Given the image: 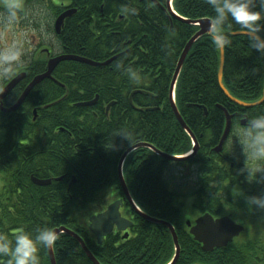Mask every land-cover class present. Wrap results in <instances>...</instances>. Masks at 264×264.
<instances>
[{
    "label": "trees",
    "instance_id": "trees-1",
    "mask_svg": "<svg viewBox=\"0 0 264 264\" xmlns=\"http://www.w3.org/2000/svg\"><path fill=\"white\" fill-rule=\"evenodd\" d=\"M21 1L29 3L31 0L13 2L20 4ZM87 1L101 3L102 0ZM166 1L114 0L113 18L118 20L114 31L117 33L102 35L101 40L99 38L101 50H91L88 57L103 61L110 58L112 49L125 48L127 53L101 66L63 60L52 73L54 79H44L30 91L24 105L27 110L0 116V234L12 239V234L21 229L34 234L42 227L64 226L83 239L100 264H165L169 261L173 241L162 223L149 222L135 214L128 237L110 233L102 243H97L85 219L82 220L83 214L104 208L113 197L123 196L117 169L129 146L147 142L175 155L190 149L191 138L172 113L168 91L180 54L198 27L172 16ZM102 2L105 4L104 0ZM128 5L132 9L127 8ZM172 6L185 19H212L214 15L207 0H173ZM124 9L134 10L135 14L122 11ZM23 11L17 9V14ZM93 12L97 10L94 8ZM90 17L91 14H84V22H93ZM222 31L231 41L224 49L225 87L242 101L259 99L263 90L264 54L255 52L243 34L233 35L240 31L235 25H225ZM85 32L83 36L88 38L90 31ZM28 52L23 56L24 62L14 66V74L16 67L26 65L33 66L29 67L27 78L44 70V61L32 58ZM219 62L220 51L214 47L210 35L205 34L189 49L177 80L178 110L202 146L211 131L216 134L213 141L220 137L224 110L230 114L246 113L250 119L264 115V102L243 107L226 97L217 80ZM9 79L1 77V85ZM136 89L142 92L133 93ZM19 90L18 86L6 99L12 96L14 100ZM97 95L95 104L77 105ZM13 100L7 101V105ZM33 108L36 116L32 115ZM208 118L211 119L209 125ZM236 135L242 138V143L237 146L239 153L232 151L235 162L240 157L242 160L250 157L253 164L244 166L239 162L242 173H238L239 164L237 173L226 166L222 169L225 179L219 188L203 185L204 165L215 167L206 161L203 148L196 157L194 153L185 160L173 161L142 146L132 150L124 162L125 182L137 205L146 214L174 226L182 246L176 264H188L187 258L193 261L211 258L216 253L219 259L214 258L212 264H264V231L256 230L255 238L243 236L236 243L237 247L206 253L198 246H189L193 243L192 236L183 229L181 208L187 194L184 190L187 181L181 179L185 176L200 177V183L188 194L192 197L191 205L202 212L218 213L238 194L258 195L264 191V174L257 173L263 182L251 183L244 172L264 169V160L251 158L250 138L244 130L237 131ZM187 163L197 167L196 172L187 170L184 167ZM167 173L179 181L172 184L159 179ZM32 177L50 179V183L37 185ZM58 236L53 246L56 264H93L75 238L67 233ZM38 254L40 264H50L47 248L40 249ZM0 264H6L5 259L0 258Z\"/></svg>",
    "mask_w": 264,
    "mask_h": 264
},
{
    "label": "flooded vegetation",
    "instance_id": "flooded-vegetation-1",
    "mask_svg": "<svg viewBox=\"0 0 264 264\" xmlns=\"http://www.w3.org/2000/svg\"><path fill=\"white\" fill-rule=\"evenodd\" d=\"M6 1L9 2L8 0H6ZM13 1L16 2V0H13ZM102 1H101V3H99V1L95 2V1H87V0H43V1L31 0L30 7H29L31 17H30L29 27H28L30 30L29 52H31L30 54L32 55V58L33 57H37V58L42 57L41 58L42 63L44 61L45 68L43 71L35 72L32 76H30V78H27L29 75V67H33V66L26 65V66H22L19 68L16 67L15 74L12 75L10 77V79L4 85H1V77H0V91H1L2 88L15 75H17L18 73H25L26 74L25 77L20 82H18L16 84V86L14 87V89L17 88L18 86L20 87L19 94L15 97V99L13 100L12 96L9 97L10 100L6 99L7 96H9L13 92L14 89L5 98L2 99V106L0 105V116L2 114H8L3 109L4 108L6 109V108L12 106L14 103H16V101L19 99L20 95L22 94L24 89L27 87L29 82L36 75L43 73L47 69V63H48V60L50 58H54V57H58V56H62V55H74V56H79V57L89 59L88 55L90 54L91 50L95 51V52H98L101 50V48L99 47V42L102 38V35H104L106 32H110L113 35H114V33H117L116 31H114V23L118 21V20H114V18H113L114 0H104L105 4H103ZM126 3H129V2H126ZM12 4H14V3H12ZM16 4H18V3H16ZM5 5L6 4H4V5L0 4V10H1L0 14L3 12L4 16H6L5 12H7V10L9 12L8 6L4 7ZM7 5H10V3H7ZM126 7L132 9L130 5H128ZM94 8L97 10L99 15L97 14V12H93ZM43 9H46V10H43ZM105 9L107 11L106 16H104ZM66 12H69V13L71 12V14L63 19L61 25L57 29L55 26L57 19L62 14L66 13ZM84 14H91L90 19L92 18L91 20L93 22H91V21L88 22L87 20H85V22H84V19H83ZM17 15L18 14H17V10H16V16ZM44 15H47V19L45 18ZM97 21H100L101 23L96 24ZM119 21H122V18H119ZM84 24L86 25V27H83ZM86 30L90 31L88 34V38H84V36L86 35L85 34ZM83 33L85 34L84 36H83ZM99 38H100V40H99ZM127 51L128 50L125 48L123 50H118V51L115 49H112L113 53H110V56H109L110 58H108L107 60H109V62H110L112 59L124 55L125 53H127ZM90 60L98 62V63H102V62L107 61V60L96 61L94 59H90ZM31 62L32 61L30 60V64H31ZM136 90H140V89H136ZM13 93H15V92H13ZM11 100H13L11 102V104L7 105L6 102L11 101ZM89 101H91V100H89ZM168 102H169V92H168ZM24 105H25V100L23 101V103L17 109L16 112L18 113V111L20 109L22 111L27 110L28 107L25 109ZM36 113H37L36 109L33 108L32 109V115L36 116ZM204 115H206V112H204ZM209 119L210 118H208V120L206 121V122L209 121L208 125L211 122V119L210 120ZM252 119H254V118H252ZM252 119H250L248 116H246V113H242V112L231 114V126H232L231 130H230L231 132H229L225 142L222 144L221 148L218 151L215 149L219 145L222 133H220V137L215 142L213 140L215 139L216 134H214L209 129L211 131V135L207 139L208 141L206 142V144L204 143L202 146L198 142L197 137L192 132V134L194 135V137L197 141V149L195 152V154H196L195 157L199 153V150L201 148H203L204 157L206 158V161L212 162V164L215 166L214 169H211L208 167V164L206 166L204 165V174L205 175L202 178L203 183H204L203 185L210 186V188H219V185L225 179V176L223 175L222 169H224L226 166H228V168L231 169L232 171L235 170V172L237 173L238 164H239L240 167H239L238 173H242V167H241L240 163H242L244 166H248L246 163H249L250 165L253 164V162L250 161L251 160L250 157H245V158H243V160L240 157L239 160L237 162H235L236 160L234 159L233 154H232L233 150H236V152L239 153V151H237V146L242 143V138L240 136L236 135L237 131L244 130L247 133L250 121ZM223 124L225 125V117L223 119ZM223 128H224V126H223ZM222 131H223V129L221 130V132ZM139 143H143V142H137V143L129 146L126 150H128L132 146L138 145ZM231 144H233L232 147H231ZM193 145H194V142H193V139L191 138L190 149L193 147ZM159 150L164 152V153H167V154H172L171 152H169L167 150H162V149H159ZM129 154H130V152L128 153V155ZM129 157H130V155L126 158L128 159ZM162 158H164V157H162ZM127 159H125V160L127 161ZM125 160H124V162H126ZM189 165H190V163H187L184 165V167H186L187 170H190V171L193 170L194 172H196L195 168H197V167H195V166L192 167V165H190V166ZM189 167L191 169H188ZM169 175L170 174L167 173L164 175V177H160L159 179L167 181V182L172 183V184H174V183L176 184L179 181V178L171 177ZM184 180L187 181V183H186L187 187L184 189V190H186L187 194H186V197L184 198L185 199L184 205L181 208L182 209V223L184 224L183 229L185 231H188V233L190 234V229H191V227H194L196 225V220L205 214L212 216L213 219L228 217L234 223L242 226L243 231L240 233V235L238 237H235L232 241L227 243L226 246L214 247L212 249V251H214L215 249H217V250L218 249L219 250L226 249L227 250L229 248L237 247L238 245L236 243H239L238 242L239 239L243 238L244 234L247 231L248 232L251 231V227H249V225L246 224L245 221L241 220L238 217H235V215L232 212H226L227 207L230 208V207L235 206L236 200H237L239 194L237 197L236 196L234 197V200L232 203L226 205L224 207V209L222 211H219L218 213H211L207 210L202 212L198 208L193 207L191 205L192 197L190 194H188V192H191L195 188V185L200 183V177H197L195 175H191L188 177L185 176L184 179H181V181H184ZM134 181H137V179L135 178ZM261 181L263 182V179H261ZM251 183H253V182H251ZM0 187H1V175H0ZM234 190H237V189H234ZM257 190L258 189H256V191ZM130 195H131V193H130ZM240 195L244 196V195H251V194L247 193V194H240ZM118 198L122 199L121 196ZM123 199H124V201L127 200V198L124 195H123ZM126 205H128V203H126ZM121 212H122L123 217L133 221V217H134L135 213L132 212L128 206H125L124 211H121ZM185 217H188V219H185ZM187 222H189V224ZM114 233L115 234L119 233V234L124 235V232H118L117 229H115L113 231V234ZM127 233L129 236L130 229L127 230ZM190 236H192L193 243H189L190 244L189 246H191V247H197L198 246L199 249H202L204 246L203 243H199L198 241H196L194 239L193 235L190 234ZM235 245H237V246H235ZM179 246L181 249L182 246L180 244H179ZM212 251H209V252H212ZM218 255L219 254L216 253L214 257L206 258L203 260L197 259V261H193V258H189V259L187 258V263L188 264H198V263L212 264L211 261L214 258H218Z\"/></svg>",
    "mask_w": 264,
    "mask_h": 264
},
{
    "label": "water",
    "instance_id": "water-1",
    "mask_svg": "<svg viewBox=\"0 0 264 264\" xmlns=\"http://www.w3.org/2000/svg\"><path fill=\"white\" fill-rule=\"evenodd\" d=\"M171 2H172V0H167L166 6L169 9V12L171 13L172 16L177 17V18L187 22L188 24L196 25L198 27V30L187 41L185 47L183 48V50L181 52V55L177 61V64H176V67H175V70H174V73L172 75V79L170 82V86H169V102H170L171 109H172L177 121L181 125V127L193 139L194 146L192 147V153L188 156L170 155V154H167V153H164V152L158 150L152 144H149L147 142L139 143L136 146H132L131 148H129L128 150H126L122 154V156L119 160V164H118L117 178H118L120 187H121L125 197L128 200L130 208L136 214L143 217L147 221L162 223V224H165L167 226V228L169 229V231L171 233V236L173 238V242L175 245V255L169 264H175V262L177 261V259L179 257L180 248H179L177 236H176V233H175L173 226L168 222H164L162 220H158L156 218H153V217L146 215L144 212H142L138 208V206L134 203V201L132 200V198L129 194L128 188H127L125 180H124L123 169H122L123 168V162H124V159L127 156V154L137 147H142V146L148 147V148L152 149L159 156L164 157L166 159L173 160V161L185 160L189 156L194 155V153L196 152V149H197V141H196L194 135L192 134V132L190 131V129L188 128V126L186 125V123L183 121V119L180 115V112L177 108V105L175 103L174 88H175V84H176L177 78L179 76V73L181 71L184 59H185L189 49L191 48V46L193 45V43L196 40H198L200 37H202L205 34H209V29L211 27V19H209V18H201V19H196V20L185 19V18L179 16L178 14H176V12L172 9ZM70 14H71V12L70 13L66 12V13L62 14L57 19V21L55 23V26L57 29L61 25L63 19L65 17L69 16ZM232 34L233 35H239L242 33L240 31H238V32H233ZM63 60H75V61H80V62L90 64L93 66L105 65L109 62V60H107L105 62L98 63V62L92 61L90 59L79 57V56H74V55H62V56L50 58L48 60V63H47L46 71H44L41 74L36 75L29 82V84L24 89V91L22 92V94L20 95V97L16 101V103L9 108H6V109L4 108L3 110L5 112H8V113L15 111L22 104V102L27 97L29 92L37 84H39L44 79H48V78L52 79L51 74H52L54 68L58 65V63L60 61H63ZM223 64H224V50H220V63H219V69H218V83H219L220 88L223 90L224 94L231 101H233L234 103H237L241 106H245V107H252V106L258 105L264 101V88H263L262 97L253 103H246V102L240 101V100L236 99L235 97H233L228 92V90L225 88L223 81H222ZM25 75H26L25 73H19L7 85H5L3 87V89L0 91V105L1 106H2V99L5 98L11 92V90L16 86V84L18 82H20L25 77ZM135 92H142V91H134L133 93H135ZM97 99H98V96H96L95 99H93L91 101L81 102V103H78L77 105L78 106L93 105L96 103ZM111 104H113V103H111ZM111 104H109L107 106V109ZM204 111H205V109H204ZM224 113L226 115V122H225V127L223 130V134L221 136L219 145L215 149L217 151L221 148L222 144L224 143L225 139L227 138L229 130H230V126H231V115L226 110H224ZM32 180L37 185H46V184L50 183V179L40 180V179L32 178ZM121 206H123V200L122 199L115 200L112 203H110L103 212L98 213L96 215H92L89 217L90 224H89L88 228L97 237L98 243H101L103 237L108 235L109 233H111L113 231L114 227L117 230L123 231V230H126L128 227L132 226V222L130 220L124 218L121 215V213H120V207ZM187 223L189 224V222H187ZM242 229H243L242 226L235 224L228 217L213 219L210 215L205 214L196 220V225L194 227H191L190 233H192L194 235L195 240L203 243L204 246L202 249L204 251H211L214 247H224L229 241H231L233 239V237L237 236L242 231ZM55 230H56L57 234L67 233L68 235L75 238V240L80 244V246L84 250L85 254L93 262V264H100L98 262V260L93 256V254L86 248L82 238L78 234H76L74 231H71L64 226L58 227ZM47 251H48L50 264H56L53 247L50 249L47 248Z\"/></svg>",
    "mask_w": 264,
    "mask_h": 264
},
{
    "label": "clouds",
    "instance_id": "clouds-1",
    "mask_svg": "<svg viewBox=\"0 0 264 264\" xmlns=\"http://www.w3.org/2000/svg\"><path fill=\"white\" fill-rule=\"evenodd\" d=\"M207 4L214 13L209 35L216 49L224 50L230 45L231 41L222 29L225 25H235L247 38L251 48L264 54V0H207ZM19 7V4L8 5L9 22L15 20ZM122 11L135 14L134 10ZM22 56L23 51L16 44L0 51V77L10 78L14 75V66L21 63ZM247 135L250 138L248 147L251 158L256 161L264 160V115L250 121ZM244 172L249 182H260L261 177L257 173L264 174V169H246ZM244 201L246 207L253 211L264 212V193L245 195ZM58 239L56 230L51 227L39 228L34 234L21 229L12 234V239L0 234V258L5 259L6 264H40V249L52 248Z\"/></svg>",
    "mask_w": 264,
    "mask_h": 264
},
{
    "label": "rangeland",
    "instance_id": "rangeland-1",
    "mask_svg": "<svg viewBox=\"0 0 264 264\" xmlns=\"http://www.w3.org/2000/svg\"><path fill=\"white\" fill-rule=\"evenodd\" d=\"M30 2L29 3H25L22 1L20 2L19 9L24 10V11H23V13H19L13 22H9V20H8V16H9L8 10H7V12H5L6 16L3 15V12L0 14V51H3L4 49L10 47L13 44L18 45L22 49L23 56H25L27 54V52L29 51V48H30V45H29L30 30L28 28L29 22L27 20L30 19V17H31V13H30V9H29ZM7 3H12V2H7L6 0H0V4H3V5L6 4L7 5ZM13 3H15V2H13ZM43 10H46V9H43ZM44 16L47 19V15H44ZM23 56L21 58V63L24 62ZM1 136H2V132L0 130V137ZM261 193H264V191L260 192V194ZM244 196L239 195L237 200H236L235 206L230 207V208L227 207L226 212H232L235 215V217H238L241 220L245 221L246 224H248L249 227H251V232L247 231L244 234V236L247 235L245 238H247V237L255 238L256 237V235H255L256 230L264 231L263 230L264 229V212L253 211L252 209H250V211H248L247 210L248 207H246V205H245ZM90 211L91 210H89V212ZM245 211H247V213ZM82 216H83L82 220H84V219H85V221L88 220L87 219L88 218L87 216H89L88 213L83 214ZM185 219H188V217H185ZM203 264H205V263H203Z\"/></svg>",
    "mask_w": 264,
    "mask_h": 264
},
{
    "label": "bare ground",
    "instance_id": "bare-ground-1",
    "mask_svg": "<svg viewBox=\"0 0 264 264\" xmlns=\"http://www.w3.org/2000/svg\"><path fill=\"white\" fill-rule=\"evenodd\" d=\"M132 200L134 201V199L132 198ZM126 202H128V200H126Z\"/></svg>",
    "mask_w": 264,
    "mask_h": 264
}]
</instances>
